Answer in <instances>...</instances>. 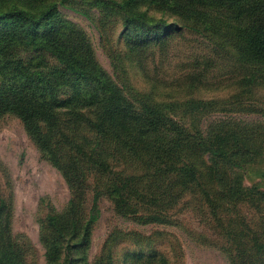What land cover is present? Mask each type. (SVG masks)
Listing matches in <instances>:
<instances>
[{
    "label": "rangeland",
    "instance_id": "374dc122",
    "mask_svg": "<svg viewBox=\"0 0 264 264\" xmlns=\"http://www.w3.org/2000/svg\"><path fill=\"white\" fill-rule=\"evenodd\" d=\"M125 1L0 0V264H264V64L238 59L220 32L182 28L170 9L148 0L122 9ZM54 2L38 39L95 62L122 106L151 117L148 136L163 134L147 150L105 135L104 154L94 155L85 122L64 126L51 153L7 109L58 61L1 15L38 17ZM85 91L65 81L53 94L75 105ZM209 145L227 153L216 157L220 175ZM171 158L194 166L193 187L186 172L152 171Z\"/></svg>",
    "mask_w": 264,
    "mask_h": 264
},
{
    "label": "trees",
    "instance_id": "16d2710c",
    "mask_svg": "<svg viewBox=\"0 0 264 264\" xmlns=\"http://www.w3.org/2000/svg\"><path fill=\"white\" fill-rule=\"evenodd\" d=\"M138 0H126L118 3L122 9L137 2ZM151 4L170 9L175 13L180 21L184 22L182 28H188L200 32H220L224 38H228L238 51V59L252 62L255 64H264V0H148ZM58 4L52 3L51 7L41 16H19V13L7 12L2 17L10 16L15 24L24 26L25 29L33 34L32 43L34 47L49 52L58 62L53 71L44 77L36 80L32 78L31 84H26L29 89L28 97L23 100H17L8 104L7 109L19 116L25 126L33 133L35 139L43 144L46 149L55 152V142L57 137H65L66 125L75 123L81 126L87 122L90 131L96 143L91 153L94 155L104 154V140L106 136H112L117 142H127L130 145L135 144L137 149L147 150L154 137L158 141L162 132L161 128L156 130L153 136H148L152 131L149 124H152L151 117L140 118L137 114H132L130 110L122 106L123 94L118 86L114 84L111 77L100 68L94 66L95 62H86L76 57V53L69 50L64 45L55 44L53 37L42 40L38 39L36 31L44 23L50 12L56 9ZM18 21V22H17ZM163 32L170 31V26L163 27ZM157 37H158V32ZM147 39V38H144ZM21 63V62H20ZM62 73L60 75V72ZM67 74H73V80L65 78ZM20 83L22 78L20 77ZM65 81H71L75 87L85 86L88 91L78 97L77 103L72 105L73 100L58 102L53 91L65 84ZM20 85V84H19ZM120 91V93H119ZM69 107L71 111L78 110L79 107L87 109L97 108L100 116L97 120H91L89 115L81 114L72 119H60L59 108ZM157 122L161 121V116L156 114ZM170 131V129L167 131ZM103 133V134H102ZM102 134V135H101ZM170 135V134H168ZM92 136V137H93ZM175 143L176 141L170 140ZM150 144V145H149ZM58 146V145H57ZM77 146L79 150H83ZM177 146H173L170 151L172 154ZM211 154L210 161L216 168V173L221 174L220 162L216 160L219 155L227 156V153L215 150L209 145L205 148ZM104 163L105 159L102 158ZM174 158L165 162L164 168L160 164L151 162L155 165L152 171H172L171 173H188L191 181L190 186H194L197 180V172L191 164L182 162L180 168L173 163ZM179 161V160H178ZM177 161V162H178ZM176 162V163H177ZM217 181V180H216ZM95 219L92 216L90 220ZM52 221L55 218L52 217Z\"/></svg>",
    "mask_w": 264,
    "mask_h": 264
}]
</instances>
